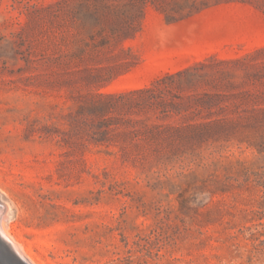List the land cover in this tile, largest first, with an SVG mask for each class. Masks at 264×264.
Segmentation results:
<instances>
[{
    "label": "rangeland",
    "instance_id": "rangeland-1",
    "mask_svg": "<svg viewBox=\"0 0 264 264\" xmlns=\"http://www.w3.org/2000/svg\"><path fill=\"white\" fill-rule=\"evenodd\" d=\"M129 2L0 0L6 227L36 264H264V0H203L172 17L185 0ZM99 3L132 34L103 42L101 25H82L79 10ZM196 62L248 91L221 103L241 129L173 146L92 137L95 94Z\"/></svg>",
    "mask_w": 264,
    "mask_h": 264
},
{
    "label": "trees",
    "instance_id": "trees-1",
    "mask_svg": "<svg viewBox=\"0 0 264 264\" xmlns=\"http://www.w3.org/2000/svg\"><path fill=\"white\" fill-rule=\"evenodd\" d=\"M129 1L131 6H136L137 2L144 4L147 0ZM202 3L203 0L176 3L168 16L172 17L173 12L194 10ZM160 6L166 10L162 4ZM109 12V5L99 3L91 8L87 5L79 10L77 19L82 25H101L97 33L102 34L103 42L108 37L117 40L131 35L134 31L132 22L117 12H114L115 19H111ZM215 64L218 62H196L167 73L145 87L120 94H95L86 107L91 115L98 117L92 123L93 132L97 133L92 137L96 141L121 137L123 141L134 146L162 142L173 146L184 142L217 139L241 129L244 116L237 110H233L232 116L220 114L223 111L221 103L236 96L238 92L248 91H235L237 85L228 78L231 72L216 68ZM116 112L142 113L145 116L137 120L131 117L107 116ZM152 115L160 120L179 117L182 122H159L151 120Z\"/></svg>",
    "mask_w": 264,
    "mask_h": 264
},
{
    "label": "bare ground",
    "instance_id": "bare-ground-1",
    "mask_svg": "<svg viewBox=\"0 0 264 264\" xmlns=\"http://www.w3.org/2000/svg\"><path fill=\"white\" fill-rule=\"evenodd\" d=\"M1 201L0 198V250L3 259L7 264H36L22 249L21 244L16 243L9 227H6L7 221L11 219V211L8 204Z\"/></svg>",
    "mask_w": 264,
    "mask_h": 264
}]
</instances>
